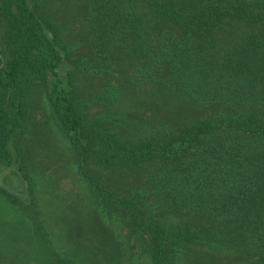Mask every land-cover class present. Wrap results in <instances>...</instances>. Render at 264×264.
Here are the masks:
<instances>
[{"label":"trees","instance_id":"16d2710c","mask_svg":"<svg viewBox=\"0 0 264 264\" xmlns=\"http://www.w3.org/2000/svg\"><path fill=\"white\" fill-rule=\"evenodd\" d=\"M85 1L88 58L71 56L39 0H0V167L30 185L8 142L24 124L28 90L41 83L42 102L74 152L73 169L100 191L102 210L140 234L149 264H182L185 244L216 246L239 234L251 247L243 264H264V0ZM122 71L149 99L189 100L192 112L183 117L176 103L136 135L118 129L127 123L121 113L89 120L73 95L74 77L98 73V97L112 107L126 90ZM214 84L229 86L228 100L210 103ZM90 160L140 168L143 183L120 193L91 173ZM182 209L189 210L183 220L171 219ZM66 260L53 264H74Z\"/></svg>","mask_w":264,"mask_h":264},{"label":"rangeland","instance_id":"374dc122","mask_svg":"<svg viewBox=\"0 0 264 264\" xmlns=\"http://www.w3.org/2000/svg\"><path fill=\"white\" fill-rule=\"evenodd\" d=\"M86 9L85 0H39V10L55 19L62 37L71 45L73 57L93 55L84 31ZM129 70L125 66L123 71ZM125 74L122 73L118 82L126 90L112 107L98 97L103 86L98 73L74 77L73 95L89 120L99 121L110 113H121L127 123L118 129L124 134L136 135L149 123L153 126L157 119L166 117L176 103H180L179 108L185 106L183 117L192 112L189 100L172 99L168 104L166 100L149 99L136 84L125 82L128 81ZM43 87L38 83L28 90L24 124L11 134L8 142L13 165L21 164L23 170H28L30 185L29 181H20L13 168L0 167V264H53L58 256L74 264H149L147 255L138 247L140 234L134 236L132 227L115 220L113 211L102 210L100 191L85 184L73 169L74 152L42 102ZM226 87L229 86L214 84L210 103L228 100ZM212 109L211 105L204 111ZM89 167L105 186H112L123 194L142 185L144 180L143 170L137 167L100 168L91 160ZM162 201L166 203V198ZM188 211L178 210L170 217L179 216L183 220ZM116 213L124 214L121 208ZM233 226L232 222L225 225L226 228ZM245 236L234 235L235 239H225L216 246L187 243L183 246L181 263L243 264L251 259V247Z\"/></svg>","mask_w":264,"mask_h":264}]
</instances>
